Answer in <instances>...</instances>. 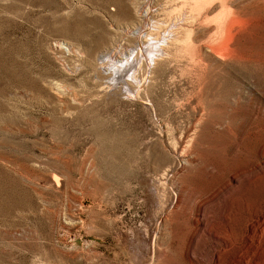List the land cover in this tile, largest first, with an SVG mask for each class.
Listing matches in <instances>:
<instances>
[{"label": "rangeland", "instance_id": "obj_1", "mask_svg": "<svg viewBox=\"0 0 264 264\" xmlns=\"http://www.w3.org/2000/svg\"><path fill=\"white\" fill-rule=\"evenodd\" d=\"M0 264H264V0H0Z\"/></svg>", "mask_w": 264, "mask_h": 264}, {"label": "bare ground", "instance_id": "obj_2", "mask_svg": "<svg viewBox=\"0 0 264 264\" xmlns=\"http://www.w3.org/2000/svg\"><path fill=\"white\" fill-rule=\"evenodd\" d=\"M30 1H31V0H30ZM35 1H36V0H35ZM38 1H39V0H38ZM24 2H26V1H24ZM44 2H46V1H44ZM44 2H43V3H44ZM40 4H41V3H40ZM48 4H49V3H48ZM44 6H45V5H44ZM46 6H47V3H46Z\"/></svg>", "mask_w": 264, "mask_h": 264}]
</instances>
